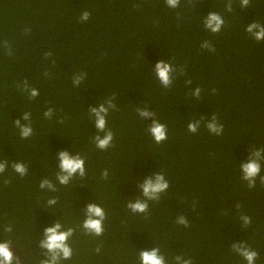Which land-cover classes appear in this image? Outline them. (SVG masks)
Masks as SVG:
<instances>
[{"label":"trees","instance_id":"1","mask_svg":"<svg viewBox=\"0 0 264 264\" xmlns=\"http://www.w3.org/2000/svg\"><path fill=\"white\" fill-rule=\"evenodd\" d=\"M231 2L229 12L228 0H181L175 9L165 0H0V162L8 161L0 175V242H12L14 264L46 259L39 242L57 221L75 229L72 258L62 264H139V253L155 247L167 264L176 256L247 264L232 250L244 242L259 253L255 264H264V184L257 177L249 188L240 167L264 148V41L246 32L254 21L264 24V0L247 8ZM86 10L91 17L80 22ZM209 12L224 19L219 33L204 28ZM161 60L176 69L169 88L153 71ZM80 73L87 76L76 87ZM25 82L39 96L31 99ZM197 87L199 98L191 94ZM113 95L117 110L107 126L114 140L105 151L93 142L98 129L89 117ZM138 108L156 116L140 117ZM24 112L34 130L28 139L14 124ZM214 114L222 135L210 133L207 120L188 131L189 122ZM155 119L167 126L160 144L148 132ZM61 151L79 153L86 176L57 184L56 192L41 189V179L55 182ZM18 161L29 169L24 177L11 166ZM157 172L170 187L148 201L146 213L131 212L128 201L145 199L139 185ZM52 197L58 203L50 207ZM90 203L106 212L101 236L81 227ZM180 216L188 227L176 222Z\"/></svg>","mask_w":264,"mask_h":264},{"label":"clouds","instance_id":"2","mask_svg":"<svg viewBox=\"0 0 264 264\" xmlns=\"http://www.w3.org/2000/svg\"><path fill=\"white\" fill-rule=\"evenodd\" d=\"M165 3L170 8L179 7L181 0H165ZM241 7L247 8L250 4V0H240ZM227 11H232V2L228 0L226 5ZM91 17L89 11H83L79 17L80 22H87ZM203 25L206 31L211 33H219L224 25V19L216 12H209L203 20ZM246 32L258 42L264 41V24L259 22H252L247 25ZM7 46V41H5ZM203 48H208L210 51H215V48L211 46L209 41H205L202 45ZM11 55V49L8 52ZM51 52L45 54V57H50ZM176 69L173 64L161 60L156 64L154 74L160 81L163 87L169 88L173 83V72ZM87 73L77 74L73 78V84L79 87L83 80L86 78ZM191 84L192 81H187ZM23 90L29 94L31 99H35L39 96V90L36 88H30L27 82L24 83ZM192 96L199 98L201 94V88L197 87L191 93ZM115 96L106 99L104 102L98 104L97 107L91 109L90 119L95 120L96 128L98 132L93 137V142L100 150H107L114 140V133L108 128V116L110 110H117V105L114 103ZM140 117H153L156 116L155 112L144 111L137 109ZM54 114V109L48 108L44 112V116L51 119ZM203 120H207L205 126L210 133L217 136L222 135L224 126L219 123L218 117L214 114L210 120L201 118V120H194L189 122L188 131L196 133ZM27 122V123H25ZM63 122V121H61ZM15 126L20 130V136L22 139H28L33 135V128L31 126V113L24 112L21 119L14 121ZM148 132L157 144L164 142L167 139V126L161 123L158 119L153 120L152 124L148 126ZM58 171L56 173L55 182L47 177L41 179L39 187L46 189L50 192L58 191L57 184L67 186L74 177L77 175L81 178L86 176L85 159L79 154H70L68 151H61L58 154ZM264 160V148L253 149L251 156L247 162L243 163L240 167L242 169L241 178L248 182L249 188L256 186L257 177H259L260 183L264 184V176L260 175L262 170L261 161ZM13 170L21 177L28 174V167L22 162H12ZM8 167V161L0 162V175L5 173ZM104 179H107L109 172L105 169L102 173ZM8 183V181H5ZM170 182L166 179L162 172H157L154 176H149L143 183L139 185L142 196L145 199L130 200L127 203V208L133 213H146L149 208L148 201L159 200L161 193L168 190ZM58 203L57 197H52L47 201V205L52 207ZM107 215L104 208L96 203H90L86 208V216L83 219L81 227L90 235L101 236L104 233V221ZM241 220L245 226L250 225L252 220L250 216H241ZM178 224H182L188 227V221L186 217L180 216L176 221ZM6 232H11L12 227L7 226ZM74 228H65L60 222H55L54 225L47 227L44 230V238L40 240V247L46 250L47 258L40 260L39 264H62L63 261L70 260L73 255V249L68 243L69 239L74 235ZM11 241L6 240L0 242V264H14L16 257L11 251ZM232 250L247 261V264H255L259 253L250 248L246 242L233 243ZM97 252L100 248L96 249ZM176 264H193L191 258L185 259L183 256L174 257ZM139 264H167V260L163 254H161L159 247H155L151 250H143L139 253Z\"/></svg>","mask_w":264,"mask_h":264}]
</instances>
